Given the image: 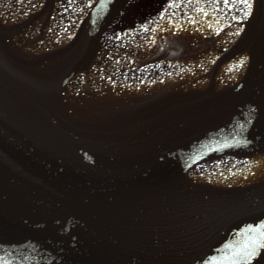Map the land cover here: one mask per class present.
Segmentation results:
<instances>
[{
    "label": "water",
    "instance_id": "obj_1",
    "mask_svg": "<svg viewBox=\"0 0 264 264\" xmlns=\"http://www.w3.org/2000/svg\"><path fill=\"white\" fill-rule=\"evenodd\" d=\"M51 1L20 23L0 25V260L249 264L245 253L264 244V182L220 187L192 183L187 173L220 156L254 158V182L264 179V157L251 156L264 155V0H254L240 34L214 64L247 50L233 86L215 94L208 87L126 134L58 106L65 84L93 58L127 0H94L55 49L9 52L5 40ZM57 55L63 59L55 67L34 69ZM63 101L69 113L80 109L83 120H95L92 108Z\"/></svg>",
    "mask_w": 264,
    "mask_h": 264
},
{
    "label": "flooded vegetation",
    "instance_id": "obj_2",
    "mask_svg": "<svg viewBox=\"0 0 264 264\" xmlns=\"http://www.w3.org/2000/svg\"><path fill=\"white\" fill-rule=\"evenodd\" d=\"M44 2L0 0V24L20 22ZM61 5L62 0H53L40 17L6 39V48L31 55L65 42L90 4L82 0L68 19H62ZM249 11L240 0H128L103 33L94 59L73 77L80 78L81 86L93 80L95 89L88 97L96 102L92 122L121 134L138 132L148 119L189 104L193 94L231 87L246 66L247 51L234 54L215 72L213 65L236 39ZM115 35L125 41L122 46L114 45ZM57 59L48 58L34 68L48 70ZM78 113L84 118L80 109Z\"/></svg>",
    "mask_w": 264,
    "mask_h": 264
},
{
    "label": "rangeland",
    "instance_id": "obj_3",
    "mask_svg": "<svg viewBox=\"0 0 264 264\" xmlns=\"http://www.w3.org/2000/svg\"><path fill=\"white\" fill-rule=\"evenodd\" d=\"M81 1L82 0H62V19H68L67 17L75 11ZM124 42L125 41H123L120 36L115 35L114 45L122 46ZM82 77L86 79L89 78L88 74H83ZM92 81L93 80L91 78L87 80L84 85V90H82V82L80 78L70 82L63 98L71 105L92 108L96 104L93 98H88L89 96H92L91 92L93 93V90L95 89L94 85L90 84ZM79 93H86L87 96L83 97ZM188 176V180L192 183L208 182L220 186H230L234 185L240 177H246L250 181H254V179L257 180V178L260 177V173L254 158L219 157L215 159V163L209 161L197 165L194 168V172H189Z\"/></svg>",
    "mask_w": 264,
    "mask_h": 264
},
{
    "label": "snow or ice",
    "instance_id": "obj_4",
    "mask_svg": "<svg viewBox=\"0 0 264 264\" xmlns=\"http://www.w3.org/2000/svg\"><path fill=\"white\" fill-rule=\"evenodd\" d=\"M91 2L92 0H88L89 4H91ZM169 2L174 3L175 0H169ZM240 2L245 4L249 9H252L254 4V0H240ZM224 3L228 4L229 0H224ZM245 15H250V13L245 12ZM240 63L243 64L244 59H241ZM261 225L264 226V221L261 222ZM244 258L249 262V264H264V244H256L251 246V250L245 253ZM0 264H7V262L0 260Z\"/></svg>",
    "mask_w": 264,
    "mask_h": 264
}]
</instances>
